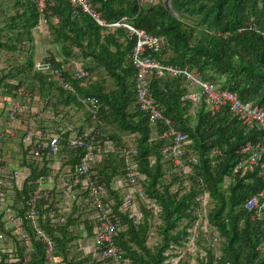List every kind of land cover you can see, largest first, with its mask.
Wrapping results in <instances>:
<instances>
[{
    "label": "trees",
    "instance_id": "obj_1",
    "mask_svg": "<svg viewBox=\"0 0 264 264\" xmlns=\"http://www.w3.org/2000/svg\"><path fill=\"white\" fill-rule=\"evenodd\" d=\"M6 1L4 4L0 0V16L4 17L0 20V54L5 57L0 64L1 123L7 118L5 111L9 104L18 100L17 89L24 87L37 97L43 112L50 108L52 115L61 119L63 147L59 160L63 166L74 170L78 164L83 150L70 151L66 143L84 130L97 133L104 146L108 141L134 150L130 163L137 182L145 198L155 201L157 207L153 213L141 203L140 220L131 217L125 193L117 186V181L125 180L127 160L109 151L92 167L91 180L107 188L104 201L118 222L120 230L114 242L122 253L123 264H170L168 261L174 256L171 246H185L189 231L200 218L197 213H203L198 200L202 194L206 196V214L201 220L216 231L219 241L207 243L199 228L196 257L192 261L185 253L179 264H264V209L253 217V212L245 208L247 200L264 190V184L255 176L233 175L232 171L242 159L240 146L248 140H257L261 132L247 130L226 108L210 115L204 107H192L182 100L188 90L180 78L153 77L150 90L154 101L163 108L164 116L188 134L187 155L196 157L194 164L188 163L191 170H187L185 178L177 176L178 172L168 176L169 167L162 158L164 142L155 137L156 126L138 109L135 98V69L130 58L134 38L129 40L123 29L111 31L98 26L67 0L46 6L44 25L33 1ZM87 2L105 21L128 16L135 28L157 37L158 51H147L154 60L195 71L202 81L218 90L235 93L241 101L264 103V38L247 29L253 24L264 33V0H172L173 12L161 1L140 9L135 0ZM42 27L43 35L39 30ZM241 28L246 29L237 32ZM34 32H38L37 38ZM225 33L229 35L224 37ZM45 35L58 52L53 49L42 60L64 72L73 92L62 89L35 69V42ZM76 62H81L82 68L89 72L87 82L74 78ZM67 107L70 108L59 109ZM72 115L80 119V126L71 120ZM25 117H19L23 128L33 123L30 115ZM42 125L39 121L37 127ZM23 128H16L15 136L2 145L11 143V165L17 169L25 167L29 174L20 188L14 186L0 200V207L6 205L18 214L27 238L17 239L3 220L5 207L0 208V234L12 242L13 248V252H2L0 244V264H24L25 256H28L26 264H47L44 247L35 238L25 215L29 210L28 193L36 181L47 177L54 184L57 177L47 167V150L41 153L40 162L27 157ZM183 183L189 185L187 190ZM82 190L84 195L88 194L86 189ZM259 202L264 204V198ZM48 205L44 208L39 204L38 225L57 243L60 263L105 264L81 249L80 239L86 238L85 242L91 239L88 243H92L95 223L84 204L72 203L71 215L63 224L48 218Z\"/></svg>",
    "mask_w": 264,
    "mask_h": 264
},
{
    "label": "built area",
    "instance_id": "obj_2",
    "mask_svg": "<svg viewBox=\"0 0 264 264\" xmlns=\"http://www.w3.org/2000/svg\"><path fill=\"white\" fill-rule=\"evenodd\" d=\"M33 1L41 16V24H46L43 19V14L48 4L53 5L57 0H31ZM72 7L80 8L86 13L98 26L114 31L123 29L126 31L129 40L134 38L135 44L132 48L130 58L135 69V98L138 109L144 113L148 121L156 126L155 137L164 142L162 150V158L166 162L169 170L167 175L176 173L177 176L185 178L190 169L188 163L194 164L196 157L187 155L189 142L188 134L178 129L173 121L164 116L163 108L157 105L152 97L150 84L153 77H163L168 75L173 78H180L182 85L187 88V93L182 97V100L190 102L192 107H204V110L210 115H216L221 109L226 108L232 117L236 118L242 126L247 130H259L260 137L255 140L246 141L240 146L239 155L242 159L233 168V175H252L260 179L264 184V103L262 105L253 102L241 101L235 93L227 90H218L215 85L204 82L195 71H190L187 68H179L172 65L162 64L154 60L147 51H158L160 40L157 37L151 36L141 29L135 28L131 24V18L123 16L118 20L107 22L100 13L90 7L87 0H67ZM138 8L148 5L154 6L158 2H163L166 7L173 12L171 7L172 0H135ZM246 28L238 29L241 32ZM248 30H254L264 38V33L259 31L253 24L247 27ZM229 33H225L227 37ZM35 69L42 74L49 76L59 87L64 90L73 92V89L67 81L64 72L52 67L49 63L36 62ZM73 76L75 79L87 82L90 79V74L82 68L81 62L74 63ZM198 87L199 90H193ZM18 100L9 104V109L6 112V119L0 122L2 129L0 130V149L2 143L7 138L15 136L16 128H23L19 117L30 115L36 117L43 122L42 127H37L35 122L25 126L24 143L26 146L27 157L34 162L41 161V153L46 151V159L49 161L47 167L51 169L52 176L57 177V181L53 184L52 180L47 177H40L36 181V185L28 193V205L25 218L30 222L35 232V238L42 244L47 258V264H61L56 255L57 243L38 225L39 219V204L47 207L49 203L48 218L57 224H63L71 215L72 203L82 202L86 210L91 213L95 219L93 225V240L90 246L81 245V249L96 255L105 264H123L122 253L116 246L114 240L118 233V222L115 221L113 211L104 201L108 195L107 188L104 185H98L97 182L91 180L92 167L104 153L109 151L116 152L120 157L127 160V174L125 180L117 181V186L125 193L126 206L130 207L131 217L135 220L141 219L139 206L142 203L146 210L156 212L157 207L155 201H150L145 198L142 187L137 182L134 166L130 163V156L134 150L117 147L105 141V146L98 140L97 133L93 130H84L81 134L69 138L66 143V148L70 151L82 149L83 154L79 158L78 164L74 170L70 167L63 166V161L59 160L60 148V132L62 130V122L60 117L53 119L45 116L41 110V104L33 107L28 101L35 100L36 96L31 90L19 87L17 89ZM83 103H86L82 101ZM28 119V118H27ZM159 130V131H158ZM0 200H3L7 193L14 186L21 187L22 181L28 176L27 168L17 169L11 165L9 156H3V151L0 153ZM57 162V163H55ZM191 170V169H190ZM184 175V176H183ZM228 181L225 182V185ZM181 185V184H180ZM186 190L189 185L183 183ZM179 181L177 182V187ZM82 189H86L87 195H84ZM205 194L198 197L201 201L202 214L198 221L193 224L189 231L190 235L185 240V246L178 248L175 245L171 246L174 256L168 261L170 264H179L186 257L187 253L192 257V261L196 257L197 247L196 241L198 238V230L204 232L203 240L207 243L212 242L217 244L219 237L215 230L210 228L206 220H201L205 216ZM264 198V190L246 201L245 208L253 212L254 216H259L264 209V204L260 203V199ZM2 209L3 220L16 235L18 240H25L27 233L24 229L23 222L17 217L18 214L6 205L0 207ZM198 209V208H197ZM38 225V226H37ZM85 233V232H84ZM86 236V235H84ZM10 240L0 234V244L2 252H13ZM28 253V251H26ZM168 254H171L170 251ZM27 255V254H26ZM27 257L24 258V264L27 262Z\"/></svg>",
    "mask_w": 264,
    "mask_h": 264
},
{
    "label": "crops",
    "instance_id": "obj_3",
    "mask_svg": "<svg viewBox=\"0 0 264 264\" xmlns=\"http://www.w3.org/2000/svg\"><path fill=\"white\" fill-rule=\"evenodd\" d=\"M52 20H53L54 23H57V19L56 18H53ZM35 45H36V57H39V55H40V58L39 59H42L43 56L47 55L53 49H55L58 52V48L57 47H55L54 45H49L48 41L47 42H43L42 39H39V38L36 39ZM39 59L36 60V62H38ZM30 104L33 105V107H36L38 104L40 105L39 100H37V97L35 98V100H33V102L31 101ZM69 108L70 107H67V108H59V109H67L68 110ZM1 112H2V108L0 107V113ZM71 113H72V111H71ZM45 116H49V117H51L53 119V115H52L51 112L46 113ZM72 116H71V120L74 123H76L78 126H80L82 124L81 121H80V119L77 116H74V115H72ZM2 119H3V117L1 118L0 122L2 121ZM36 119L37 118H35V117H32L31 118L32 122H34V120H36ZM9 145H11V143H9V144L8 143H4V145H2V151H3V155L9 156V158L8 157H6V158L8 160H10V162H12L11 161V158H10V156H11L12 153H11V148L9 147ZM55 163H57V162H55ZM85 243L89 244L88 242H85Z\"/></svg>",
    "mask_w": 264,
    "mask_h": 264
},
{
    "label": "rangeland",
    "instance_id": "obj_4",
    "mask_svg": "<svg viewBox=\"0 0 264 264\" xmlns=\"http://www.w3.org/2000/svg\"><path fill=\"white\" fill-rule=\"evenodd\" d=\"M1 2H3L4 4H5V2H7L6 0H1ZM9 5V4H8ZM6 6H7V4H6ZM2 7H5L4 5H2ZM1 17V19L0 20H3L4 19V17L3 16H0ZM44 27H42V28H40L39 30H40V33L43 35V33H45L44 32ZM34 34V36L37 38L38 36H37V34H38V32H34L33 33ZM44 38H45V41H43V39L44 38H42V37H40L39 39H42V41L43 42H47V39H46V37H47V35H45V36H43ZM46 45V44H45ZM1 58H3V60L5 59V57L3 56V55H1L0 54V64H1ZM40 58V55H39V57H36L35 56V59L36 60H38ZM39 61L40 62H43V60L42 59H39ZM193 90H196V91H198L199 90V88L198 87H196V88H193ZM48 112H52V109H50V108H47L45 111H44V114H46V113H48ZM36 122H35V125L36 126H38V124H39V119L37 118L36 120H35ZM85 235H86V233H84ZM87 236V235H86ZM81 240V244L82 245H85L86 247L87 246H90V244H85V241H86V238H82V239H80ZM88 242H91V239H88Z\"/></svg>",
    "mask_w": 264,
    "mask_h": 264
},
{
    "label": "clouds",
    "instance_id": "obj_5",
    "mask_svg": "<svg viewBox=\"0 0 264 264\" xmlns=\"http://www.w3.org/2000/svg\"><path fill=\"white\" fill-rule=\"evenodd\" d=\"M152 36V35H151Z\"/></svg>",
    "mask_w": 264,
    "mask_h": 264
}]
</instances>
